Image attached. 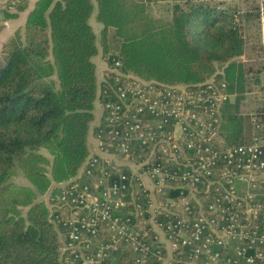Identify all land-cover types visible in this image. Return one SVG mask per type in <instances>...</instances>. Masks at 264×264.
<instances>
[{"label": "trees", "instance_id": "trees-1", "mask_svg": "<svg viewBox=\"0 0 264 264\" xmlns=\"http://www.w3.org/2000/svg\"><path fill=\"white\" fill-rule=\"evenodd\" d=\"M153 1L95 0L106 68L119 60L121 71L169 85L196 86L216 75L226 83L228 95L221 109L224 141L249 143L251 116L264 124L263 96L247 124L240 115L250 75L257 82L262 75L264 91L261 3L236 0L235 12L215 3L176 0L164 8L166 16L154 17L150 14ZM10 7L14 12L6 11L7 19L23 9ZM94 9L93 0H36L23 30H17L4 46L0 264H62L58 231L42 197L76 177L90 156L88 134L101 91L92 61L99 47L89 25ZM109 37L115 41L113 48ZM251 53L259 60L254 72L240 59ZM104 264H132L131 256Z\"/></svg>", "mask_w": 264, "mask_h": 264}, {"label": "built area", "instance_id": "built-area-1", "mask_svg": "<svg viewBox=\"0 0 264 264\" xmlns=\"http://www.w3.org/2000/svg\"><path fill=\"white\" fill-rule=\"evenodd\" d=\"M100 82L97 152L42 199L62 264H264V124L225 143L216 75L169 85L115 60Z\"/></svg>", "mask_w": 264, "mask_h": 264}, {"label": "crops", "instance_id": "crops-1", "mask_svg": "<svg viewBox=\"0 0 264 264\" xmlns=\"http://www.w3.org/2000/svg\"><path fill=\"white\" fill-rule=\"evenodd\" d=\"M258 1H259V3H261L262 14H264V9L262 8L263 0L262 1L258 0ZM35 2H36V0H21L16 5L22 6L23 9H22V11L17 12V16L15 18H12V19L5 18L4 14L6 11H9V13H13L14 12L13 7L7 6L5 8L0 9V64L3 63V49H4L5 44L15 34V32L17 30H23L25 23H26L27 16H28L29 12L31 11V9L33 8ZM93 2H94V8L95 9H94V13H93L92 17L89 19V25L91 26L94 34L96 35L95 29H97L98 32L100 33L101 30L103 29V27L101 24L97 23L95 20L96 3H95V0H93ZM263 18H262V20H263ZM104 59L105 58H104L103 54L101 53V48L98 47V55L92 59L94 65L96 67V78H97L98 82H100V80H101V78H102V76L106 70V63H105ZM263 61H264V59H263ZM100 115H101L100 107H99L98 103H96L95 109H94V119H93V122L91 123L90 131L88 134V147H89L90 154H94L97 152V143L93 139V129H94V126L99 121ZM43 197H45V195Z\"/></svg>", "mask_w": 264, "mask_h": 264}, {"label": "rangeland", "instance_id": "rangeland-1", "mask_svg": "<svg viewBox=\"0 0 264 264\" xmlns=\"http://www.w3.org/2000/svg\"><path fill=\"white\" fill-rule=\"evenodd\" d=\"M196 1H201L204 3H215L219 7H226L230 11L236 12V0H196ZM174 3H178V1L176 0H155L153 1L151 5L150 14L154 17L166 16L167 11L164 8H166L167 6L170 8V6H172ZM262 8L264 9L263 6ZM262 16L264 17V14H262ZM95 33L97 35V39H98L97 43L100 48V45H99L100 33L98 32L97 29H95ZM110 34H113V31H111ZM109 39H110V47L113 48L115 41L112 40L113 38L111 37H109ZM249 56L250 57L244 55L240 59L243 61L246 67H249V69H251L250 70L251 72L257 71V69H259V66H257L259 63V60L253 57L254 55L252 53ZM216 70L217 72L220 73L221 68L217 67ZM249 77H251V80H252L250 87H249V91L247 94H245L244 100H242V102L240 103V115L242 119L245 120L246 124L248 123L247 121L250 118V116L252 114H255L257 109L261 106L260 103L262 101V96H263V92L261 91V81H263V79H261L262 75L261 74L259 75L258 82L255 81L254 75H250ZM235 99H236L235 96L230 97V101L232 102ZM16 181L19 183H24L23 179H18Z\"/></svg>", "mask_w": 264, "mask_h": 264}]
</instances>
